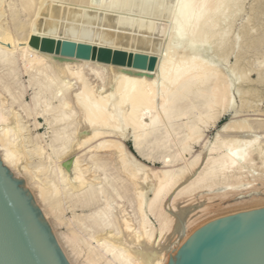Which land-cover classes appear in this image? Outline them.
Masks as SVG:
<instances>
[{"label": "bare ground", "instance_id": "1", "mask_svg": "<svg viewBox=\"0 0 264 264\" xmlns=\"http://www.w3.org/2000/svg\"><path fill=\"white\" fill-rule=\"evenodd\" d=\"M244 1L0 0V161L32 191L70 264H168L206 223L211 200H264V136H255L261 120H230L205 142L234 105L231 88L240 94L235 83L254 70L240 73L241 32L231 33ZM122 5L130 18L115 16L111 26L122 32L109 33L107 49L124 52L125 64L95 59L89 36L85 43L50 30L63 11L75 9L74 23L88 30L100 8L122 16ZM86 6L88 14L80 11ZM157 16L172 26L161 49L130 33H162L135 19ZM48 30L51 52L31 37ZM81 45L93 50L89 58L76 57ZM232 46L229 72L205 57L213 49L224 59ZM139 54L154 57L153 68L130 62ZM256 75L262 82L264 74Z\"/></svg>", "mask_w": 264, "mask_h": 264}, {"label": "water", "instance_id": "2", "mask_svg": "<svg viewBox=\"0 0 264 264\" xmlns=\"http://www.w3.org/2000/svg\"><path fill=\"white\" fill-rule=\"evenodd\" d=\"M53 45L43 39L40 49L51 52ZM92 53L88 46L76 48L77 58L86 59ZM93 57L103 63H127L124 52L107 48L99 49ZM0 264H70L24 181L15 178L1 161ZM168 264H264V207L203 225Z\"/></svg>", "mask_w": 264, "mask_h": 264}, {"label": "rangeland", "instance_id": "3", "mask_svg": "<svg viewBox=\"0 0 264 264\" xmlns=\"http://www.w3.org/2000/svg\"><path fill=\"white\" fill-rule=\"evenodd\" d=\"M243 3H242V11L239 14H237L235 19H234V23H233V26H232L231 33L239 34V36H240V32H241L239 45L241 46V49L243 50V52H242V50H240L238 53L236 51V56H238L240 58V62H239V65H238V69H239L240 73H246L247 70H249L250 68L254 69V70H253V72L248 73L249 75L247 74V77H246V79L244 81H238V82L235 83L236 86L241 91L240 94H237L236 88L235 89H234V87L231 88L230 97H231L232 100L231 99L230 100L232 101L231 104L232 105L234 104L233 105L234 107L231 105L232 108L230 107V111H228L229 110L228 109L225 112H223L221 114V116H220V119H219L218 124L216 125V127L210 129L206 133L207 139L205 140V142H206L207 145H209L211 143V141H212L213 137L215 136L216 132L219 131L218 129L222 128V126H224V123H225V125L227 123H229L230 120L232 121L233 119L237 120V119L241 118L240 120L245 119L246 121L249 120L248 122L252 121L251 124H254L253 123L254 121L256 123L258 121L260 122V120H261V123L264 126V78L262 79V82H260L261 80L257 81V78H256L257 77L256 74H258V73L264 74V67H263V65H264V43L262 41V40H264L263 39L264 38L263 37L264 36V0H245ZM123 6L124 5H122L121 8H123V9L125 8L126 9V7H123ZM87 8H88V6L83 7L80 11L82 12L83 10H85ZM121 8H119V9L122 12V16H121V14L119 12H118L119 14H117V15H114V14H111V13L108 14L107 10L100 8L99 9V13H101V14L96 13L97 14L96 15L97 18L95 19V23L93 25L94 27H95V25L97 27L96 28L91 27L88 30L81 29L79 26H77L74 23V21L76 19V16H77L75 9L68 10V12L63 11L61 14L64 13L63 15L66 16V17L65 16L64 17L66 19H68V20L65 22L66 19H61V18H64L61 15L62 17L60 18V20H62V22L61 21H59L60 23L57 22L56 25L54 24L50 30H51V32L52 31H58L59 28H60V30H63V31L66 30L65 31L66 34L72 33V35H74V36L78 35L77 37L82 38V39H83V37H85L84 42H85L86 38L89 36L90 39L87 38L88 41H86L87 43L85 42L87 45L90 44L91 47L95 46V48H97V49L107 48L109 46V42H108L109 33L114 34V33H121L122 32V29H120V32H118L119 28L117 29V27H113V25L115 24V23L113 24V22H115V16H116V18L117 17L130 18V17H128L127 13H123L125 11V9L123 10ZM70 11H72V12H70ZM85 11H84L85 13L90 12L88 10H85ZM104 11H105V14H104ZM66 13H68V14L66 15ZM93 13H95V12H93ZM104 16H106L105 18H108L110 20H112L113 17H114V20L112 21V23H110L111 21L109 22V20L104 21V19H103ZM98 17L100 18V20H99ZM102 19H103L104 22L102 21ZM135 19L137 21H142V23L146 22L144 24H151L155 28L157 26V29L160 26L162 27V28L160 27L161 30L163 29L162 33L159 32V33H156V35H155V32L151 33V31H149V32L148 31H144V30L141 31L140 29H135V31H133L134 30L133 29L132 32L130 31V33H132L134 35H138V36L140 35L141 37L144 36V38L150 39L151 41H154V42L158 43L159 44L158 48L161 49V47L163 45V41L165 39L164 38V33L169 36V31L170 32L172 31V30H170L172 28L170 20L162 19L159 16L149 18L150 21L149 20L147 21L146 19H144V20L143 19L142 20L139 19L138 20V17H136ZM63 21L66 24L65 23L63 24ZM155 21H158V22H155ZM106 22H107V24H106ZM69 23H72V24H69ZM109 23H110V26H108ZM111 24H113V25L111 26ZM107 26L109 28L111 27V29H109ZM257 27H260V29L257 28ZM251 29H252V31H255V32L254 33L251 32ZM50 30H48L46 32H43V33H39L37 31H34L32 33L33 35H31V37L35 41L38 40V39L42 40V39L45 38L46 33H49ZM102 31H105V32L102 33ZM166 31H168V32L166 33ZM257 32H259L258 33L259 35L255 34ZM233 34H231V36ZM256 35H258L259 37L258 36L256 37ZM151 36H152V38H151ZM154 36H156V37L160 36V37H158V39H156V37H154ZM247 36H248V38H247ZM79 38H77V39L80 40ZM250 38L253 39V40L251 39L252 42L256 41L255 47H254L252 42L249 43L251 41V40H249ZM82 39L80 41H83ZM260 39H262V40H260ZM258 41L262 42L263 44L258 42ZM250 44H252V47H250L249 50H247L248 45L251 46ZM128 46L129 45H127L125 47L127 48ZM256 47H257V49H256ZM235 49L236 48L232 46V47H230L229 50H227V51H225L223 53V55L226 56V58L224 57V59H226V61L223 59V57L222 58L217 57L215 55L213 49L209 50L208 52L206 50L205 57H207L206 59L210 60L215 66L217 65L216 67H218L221 70H223V72H229L231 66L233 64H235L234 62H236L235 60L237 59V58H235ZM250 49H252V50H250ZM245 50H246L247 54H245L246 52L244 53ZM255 51L257 53H255ZM131 60H132V61H130L131 63L134 62V63H137V64H141V63L142 64H147V63L149 64V63H151V65H149L151 68H153V64L156 62L154 57L153 58H147L146 56H143L142 54H139L138 56H136L134 59H131ZM222 60H223V62H222ZM260 63L261 64L263 63V65L261 66ZM258 65L261 66L259 68V70H258ZM24 80H26V79H24ZM28 94H30V92H28ZM28 98L29 97L27 95L26 96V100L27 101L29 100ZM235 112H236V115H235L236 117L233 116L234 118L233 117L231 118V116L234 115L233 113H235ZM260 117H262V119ZM40 122L42 123V120H40ZM28 124L30 126H32V122L30 120L27 123V125ZM31 129H32V127H31ZM43 132H44V129L40 128L39 133H43ZM257 135L259 137L260 136L263 137L264 136V129L260 130V131H257V133H255V136H257ZM125 145H126L128 151L131 154L134 155V153L132 151V145H131V139L130 138L126 139ZM199 150H200L199 147L195 146L194 151H199ZM28 191H29L30 195L33 196L32 191H30V190H28ZM260 192L264 193V186L260 187ZM241 197H243V195H235L233 197H230V198L226 199V203L223 204V205L219 202L218 199L211 200L210 202H211V205L213 204L212 205L213 207H212V209H211V207L209 208V211H210V213L208 211L209 215H207L201 221H204L203 223L206 222L205 224H207V223H209V222H211L213 220H216L218 218H222V217L234 215V214H237V213H240V212H245V211H249V210H253V209H258V208H263L264 207V200H262L261 202H257V203H243V202H240V200H241L240 198ZM217 206L220 207V208H218ZM50 228H51V226H50ZM64 229L65 228H63V227L62 228H57V232H65ZM51 230H52V228H51Z\"/></svg>", "mask_w": 264, "mask_h": 264}]
</instances>
